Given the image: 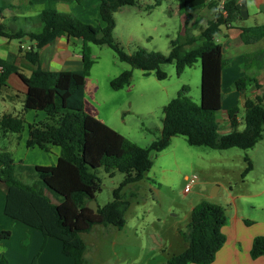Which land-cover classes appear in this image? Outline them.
I'll return each mask as SVG.
<instances>
[{
  "label": "trees",
  "instance_id": "trees-1",
  "mask_svg": "<svg viewBox=\"0 0 264 264\" xmlns=\"http://www.w3.org/2000/svg\"><path fill=\"white\" fill-rule=\"evenodd\" d=\"M179 1L186 17L177 35L170 40L166 54L143 49L127 53L113 38V13L120 7L136 5L150 10L159 5L160 0L145 5L139 4L138 0H100L97 8L101 26L81 22L71 13L58 11L50 3L33 17L40 24L36 32L23 28L8 29L0 24V36L8 39L27 36L32 45L24 55L34 66L26 76L16 65L0 58V93L8 76L15 73L26 86L23 110L46 114L44 120L27 125L26 146H37L44 151L49 150L48 145L60 148L56 163L51 165L15 163L9 154L0 152V181L6 185L4 214L37 229L43 238L41 250L47 238L53 237L61 241L62 253L73 259L72 264H83L86 244L81 234L98 224L118 228L124 225L129 200L123 188L144 177L152 165L150 152L167 147L172 136L182 135L191 146L212 149H247L262 138L264 96L248 91L251 85L256 89L260 87L249 75H240L233 82V87L243 98V128L237 129L238 108L233 107L226 111L230 131L218 132L217 112L223 99L221 72L228 65V60L223 57L216 35L221 26L242 20L237 0H224L222 7L215 8L213 18L197 34L192 33L188 23L191 13L205 6L206 0ZM212 5L216 6L215 3ZM63 35L82 40L81 68L58 71L43 68L39 50ZM262 37L264 24L240 26L242 43H253ZM90 44L108 45L120 61L130 66L109 81L113 90L130 84L131 69H140L144 74L154 72L157 79H164L167 74L162 69L163 64L173 63L176 73L180 74L199 60L200 103L196 104L185 95L187 88L182 87L178 95L162 107L159 137L144 147L136 144L84 108L86 78L93 64ZM24 125L22 116H0V128L6 131L19 133ZM245 159L247 166L242 176L252 169L248 157ZM99 167L109 175L114 171L122 172L124 178L112 189V200L101 207L97 205L94 211L87 204L101 189L99 178L91 171ZM22 174L26 180L20 177ZM226 220L222 205L203 200L193 206L186 230L181 232L187 246L164 264H210L226 240L222 232ZM9 236V230H0V242ZM249 254L253 259L264 256V235L252 239ZM35 261L34 258L31 264ZM0 264H9L4 254H0Z\"/></svg>",
  "mask_w": 264,
  "mask_h": 264
},
{
  "label": "rangeland",
  "instance_id": "rangeland-1",
  "mask_svg": "<svg viewBox=\"0 0 264 264\" xmlns=\"http://www.w3.org/2000/svg\"><path fill=\"white\" fill-rule=\"evenodd\" d=\"M157 12L143 15L141 25L130 16L116 14L115 42L127 53L143 49L166 54L170 42L165 34L174 31L177 35L178 27L174 23L158 27L155 24ZM128 18H132L131 22ZM91 25L97 26L96 22ZM23 27L24 23L19 21L18 28ZM12 41L16 43L17 39ZM90 56L93 64L84 89L86 112L98 109L110 127L142 147L159 137L162 107L176 97L182 87L187 88L185 95L196 104L200 103L199 60L180 74L176 73L173 63L163 64L162 69L167 74L164 79H157L154 72L144 74L140 69H131L130 84L113 90L109 81L130 66L120 61L106 44H90ZM236 93L237 96L240 94ZM227 96L225 91L222 109L237 107L236 114L242 117L244 107L238 97L235 104L228 106ZM219 112L223 113L221 110L217 115ZM6 145L0 131L2 152L7 151ZM6 153L13 157V154ZM44 154L48 156L45 151ZM29 156L38 157L34 154ZM150 157L152 165L144 177L123 188L129 200L124 225L118 228L98 224L81 234L86 244L83 264L166 263L187 246L181 232L186 230L191 208L203 200L222 205L229 214L235 209L242 217L247 233L264 235L259 234L264 233V129L262 138L247 149L191 146L184 136L175 135L167 147L158 152L151 151ZM245 157L251 162L252 169L242 176L247 166ZM14 159L17 160V156ZM91 171L100 180L101 189L96 192L94 200L101 207L112 200V189L118 186L124 174L114 171L109 175L102 167ZM193 174L198 178L197 183L189 192H184L186 177ZM20 177L26 180L24 174ZM230 196L235 197L234 204ZM40 251L39 248L32 260H37Z\"/></svg>",
  "mask_w": 264,
  "mask_h": 264
},
{
  "label": "crops",
  "instance_id": "crops-1",
  "mask_svg": "<svg viewBox=\"0 0 264 264\" xmlns=\"http://www.w3.org/2000/svg\"><path fill=\"white\" fill-rule=\"evenodd\" d=\"M100 0H0V24L8 29H18V22L24 23L25 31L36 32L40 29V24L33 17L47 4H52L58 11L71 13L84 23L101 26L102 21L98 15V2ZM224 0H206V5L191 13L188 27L192 33H199L213 18L215 8H221ZM139 4H151L152 0H138ZM215 3L216 6L212 5ZM241 21L232 22L229 25L220 27V31L216 35V41L222 46L223 57L228 60V65L221 72V89L222 94H228V106H232L238 101L243 105V98L233 87V82L240 75H249L254 77L255 82L259 84L256 89L252 85L248 91L258 93L264 96V37L253 43H242L240 40V26H251L264 24V0H237ZM158 11L157 21L155 24L159 27L166 26L167 23H174L178 30L183 24L185 14L180 6L179 0H160V4L150 10H143L136 5H126L120 7L113 13L115 27L113 35H116L117 23L116 14L121 13L130 16L141 25L144 16H150ZM129 17V18H130ZM127 19L131 22V19ZM174 20V21H172ZM176 22V23H175ZM167 32L165 38L170 42L176 35ZM177 32V30H176ZM32 45L27 36L17 39L14 43L12 39L0 36V58L17 66L19 72L29 76L34 66L25 58V48ZM82 40L67 35L59 36L53 43L45 45L39 50L41 57V66L51 71L58 70H76L82 66L81 61ZM169 50V48H168ZM229 91V92H227ZM26 86L18 78L15 73L8 76L7 84L2 87L0 93V116L3 114H11L13 116H22L25 125L21 132L15 133L0 128L1 137L7 143V151L13 154L15 163L21 162L24 165H51L55 164L60 153L59 146L48 145L49 150L45 151L37 146L27 147L26 140L28 138L29 123H35L44 120L45 112L35 110H23V101L25 97ZM222 114L217 115L219 124L218 132L220 134L230 131V120L226 111L222 106ZM86 101L84 100V108ZM93 109V107H92ZM220 110V111H221ZM243 110V114H244ZM89 114L97 117L106 123V119L101 117L98 109L89 111ZM237 115V114H236ZM243 117V115H242ZM242 117L236 116L238 122V130L243 128ZM241 118V119H240ZM107 124V123H106ZM110 126V124H107ZM38 153H43L38 154ZM0 152L2 150L0 149ZM15 154V155H14ZM17 154V155H16ZM38 155V157H30L29 155ZM44 155V156H43ZM15 160L14 158H16ZM43 157V159H42ZM204 188V186H202ZM6 185L0 181V230H9V238L0 242V254H4L9 264H30L32 258L36 255L42 243L41 233L19 221H16L4 214ZM212 194H215L212 193ZM231 203L234 204L235 197L230 196ZM227 220L222 227V232L226 236V240L215 254L210 264H264V256L251 258L249 254L252 239L258 233L249 234L243 224V219L236 213V210L229 211L225 208ZM264 234V233H259ZM61 241L49 237L46 240L43 249L38 252L36 264H72L73 259L64 258L62 253ZM64 255V256H63ZM193 264V263H189Z\"/></svg>",
  "mask_w": 264,
  "mask_h": 264
},
{
  "label": "built area",
  "instance_id": "built-area-1",
  "mask_svg": "<svg viewBox=\"0 0 264 264\" xmlns=\"http://www.w3.org/2000/svg\"><path fill=\"white\" fill-rule=\"evenodd\" d=\"M20 47H24V46L23 45H20ZM24 48H25V51H26L30 47L29 46H26ZM197 180H198V178H197V176L195 174H193V175H191L189 177H186V184H185L184 189H183L184 192H189L191 190V188L197 183Z\"/></svg>",
  "mask_w": 264,
  "mask_h": 264
},
{
  "label": "water",
  "instance_id": "water-1",
  "mask_svg": "<svg viewBox=\"0 0 264 264\" xmlns=\"http://www.w3.org/2000/svg\"><path fill=\"white\" fill-rule=\"evenodd\" d=\"M87 205L89 208L93 209L94 211L97 210V205L94 199L90 200Z\"/></svg>",
  "mask_w": 264,
  "mask_h": 264
}]
</instances>
